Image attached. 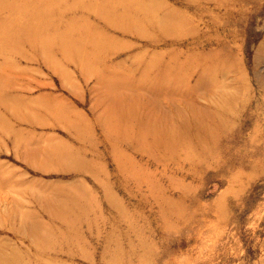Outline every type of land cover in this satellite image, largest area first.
Returning <instances> with one entry per match:
<instances>
[{
  "label": "rangeland",
  "instance_id": "obj_1",
  "mask_svg": "<svg viewBox=\"0 0 264 264\" xmlns=\"http://www.w3.org/2000/svg\"><path fill=\"white\" fill-rule=\"evenodd\" d=\"M50 1L0 53V264H264V0Z\"/></svg>",
  "mask_w": 264,
  "mask_h": 264
},
{
  "label": "bare ground",
  "instance_id": "obj_2",
  "mask_svg": "<svg viewBox=\"0 0 264 264\" xmlns=\"http://www.w3.org/2000/svg\"><path fill=\"white\" fill-rule=\"evenodd\" d=\"M17 1L18 0H0V11L3 8H5V10L7 12H9V17L8 18H5V17L1 18L0 17L1 18V20H0V38L3 39L2 40L3 44L1 45L3 47H0V53L10 52V50L15 49V46L17 45L18 41L19 42L31 43V45L33 44L32 46H36V47L42 49L43 48V43H40V44L37 43L40 40L39 38H41V34L39 32L40 31V27L43 24H46V22H51V20H52L51 15L53 13L56 15V17H58V13L57 12L51 11L49 9V8L55 6L54 5L55 1L48 0V1H43V2H34L33 3L32 1L30 2L29 0H25V1L24 0H20L21 2L24 3V5H19L17 3ZM193 1L196 2L197 0H193ZM81 2H83V0H81ZM216 2H217L216 4H222V3L227 2V0H216ZM134 12H136V11H134ZM19 13L24 14L25 17H30L31 18V31H30V33H27L24 30V24H22L20 21H18L16 19V16ZM174 14L176 15L174 18H177V22L182 21L184 19V16H183V14L180 11H175ZM70 23L72 24L73 20L70 21ZM50 24L53 25V23H50ZM72 27H74V26H72ZM83 33H84V35L86 34L85 32H83ZM60 36H61L60 38H63V37H69L70 38V39L68 38V40L65 41V44L68 45L67 48H73V50L75 48H77L78 51H80V50H82L81 48L84 45L88 46L89 43H90L88 41H86V42L80 41V39H79V41L78 40L74 41V39L71 38L72 37V33H71L70 30H69V32L65 31L64 34H62ZM31 39H34V40H31ZM81 40H82V38H81ZM60 42H62V41H60ZM96 43L97 44L94 45L95 46V50L103 49L104 46H105L104 42H102V41L96 40ZM165 72L166 71H164V73ZM160 81L163 82V83L167 82L166 76L161 78ZM156 86L157 85H153L152 84L151 85V90H153V93L155 94V98L157 100V96H156L157 92L155 90ZM163 87L165 88V86L163 85L157 91L159 92L161 89L163 90L164 89ZM152 124H153V122H152ZM160 128L161 127L156 129L155 132L158 133ZM162 128H163L164 132L167 131V128L165 126L162 127ZM172 128H173V126H172ZM148 129H150V127H148ZM174 130H175V128H174ZM159 135L161 136V133ZM176 137H177V135H176ZM181 138L182 137H180V139ZM180 139H175V140H180Z\"/></svg>",
  "mask_w": 264,
  "mask_h": 264
}]
</instances>
